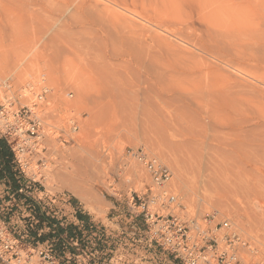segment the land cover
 I'll list each match as a JSON object with an SVG mask.
<instances>
[{"label": "rangeland", "instance_id": "obj_1", "mask_svg": "<svg viewBox=\"0 0 264 264\" xmlns=\"http://www.w3.org/2000/svg\"><path fill=\"white\" fill-rule=\"evenodd\" d=\"M78 1L0 0V103L9 99L16 110L49 89L37 102L48 166L35 182L22 174L17 191L32 200L0 180L8 228L33 245L51 244L61 264H172L137 214L152 184L126 151L142 146L170 168L166 189L179 204L150 210L230 218L253 249L246 261L264 264V0ZM123 20H133L138 37L121 35ZM68 167L86 174L89 200L50 178ZM34 209L64 230L76 225L74 235L36 226ZM77 210L89 215V229Z\"/></svg>", "mask_w": 264, "mask_h": 264}, {"label": "built area", "instance_id": "obj_2", "mask_svg": "<svg viewBox=\"0 0 264 264\" xmlns=\"http://www.w3.org/2000/svg\"><path fill=\"white\" fill-rule=\"evenodd\" d=\"M46 92L41 89L35 95L36 101L16 110L11 109L9 99L0 103V134L8 142L19 171L29 183L43 177L48 166L43 141L49 133L37 111V102L45 99ZM70 124L74 130L77 128L75 119ZM126 154L143 166L155 188L150 187L147 197L139 201L137 214H141L147 224L149 240L169 252L172 264H249L243 254L251 253L253 249L230 218L218 213L189 218L172 211L161 214L158 208L150 210V203L168 209L171 205L179 206L177 197L166 189L172 172L158 156L142 146L128 149ZM134 206L135 201L132 208ZM0 264L61 262L51 244L33 245L22 240L13 234L0 216Z\"/></svg>", "mask_w": 264, "mask_h": 264}, {"label": "bare ground", "instance_id": "obj_3", "mask_svg": "<svg viewBox=\"0 0 264 264\" xmlns=\"http://www.w3.org/2000/svg\"><path fill=\"white\" fill-rule=\"evenodd\" d=\"M91 1V0H90ZM93 1V0H92ZM91 1V2H92ZM96 1H98L99 2V0H96ZM96 1L94 0V2H92V3H88V0H79L76 4L77 5H79L81 8H84V6H85V4H86V6L88 7V6H90L91 8H96L97 6V3H96ZM116 1V0H115ZM114 1V2H115ZM102 2V1H101ZM117 2V1H116ZM133 2V1H132ZM131 2V3H132ZM87 3L89 4V5H87ZM100 3V2H99ZM98 3V4H99ZM106 3H108V2H106ZM122 3V2H121ZM133 5H134V7H136L135 6V4H134V2L132 3ZM106 5V4H105ZM104 5V6H105ZM85 6V7H86ZM133 7V8H134ZM128 8V7H127ZM105 9V8H104ZM109 9V8H108ZM128 9H130V8H128ZM90 10V9H89ZM134 10V9H133ZM96 11V10H95ZM100 11V10H99ZM130 11V10H129ZM136 11V10H135ZM90 12V11H89ZM106 12V11H105ZM105 12H103V13H105ZM138 12V11H137ZM142 12H143V9H142ZM88 13V12H87ZM93 13V12H92ZM147 13V12H146ZM100 14H101V11H100ZM122 14H124V13H122ZM149 15V14H148ZM98 16V15H97ZM126 16V15H125ZM136 16V15H135ZM150 16V15H149ZM133 17V16H132ZM157 17V16H156ZM159 18V17H158ZM95 19V18H94ZM96 19H98V17H96ZM120 19H122V18H120ZM124 19H126V18H124ZM131 20V19H130ZM134 20V19H133ZM132 20V21H133ZM155 20V19H154ZM100 21V20H99ZM132 21H129L130 23H128V21L126 20V22H125V20H123V22H125V24L123 23V25H121V26H119L120 24H118V26L119 27H121L120 29H122L123 30V33L121 34V35H123V37H125V34H127L128 33V35H126V37L127 36H129V33H130V36L129 37H131V35L132 36H134V34H138V28H137V30H136V28L135 27H137V26H135L134 25V22H133V24H132ZM135 21H137V20H135ZM147 21V20H146ZM143 22V21H142ZM165 22V21H164ZM120 23V22H119ZM121 23V24H122ZM136 23V22H135ZM138 23V25H139V22H137ZM117 24V23H116ZM150 24V23H149ZM160 24V23H159ZM166 24V23H165ZM140 25H141V23H140ZM143 25V24H142ZM158 25V24H157ZM169 25V24H168ZM168 25H167V27H168ZM171 25H174V24H171ZM153 26V25H152ZM159 27L161 26V25H158ZM176 26L177 25H175L174 26V28H176ZM115 27V26H114ZM142 27H144V26H142ZM141 27V28H142ZM149 27V26H148ZM173 27V26H172ZM179 27V26H178ZM186 27H188V26H186ZM140 28V29H141ZM145 28V27H144ZM164 28H165V25H164ZM169 28V27H168ZM183 28H184V26H183ZM183 28H182V31H183ZM189 28V27H188ZM116 29H117V27H116ZM139 29V30H140ZM166 29V28H165ZM164 29V30H165ZM173 29V28H172ZM179 29V28H178ZM181 29V28H180ZM118 30H119V28H118ZM144 30V29H143ZM147 30V29H146ZM145 30V31H146ZM171 30V29H170ZM169 30V31H170ZM173 30H175V29H173ZM177 31V30H176ZM180 31V30H179ZM179 31H177V32H175V33H178ZM181 31V32H182ZM184 31H186V30H184ZM125 32V33H124ZM127 32V33H126ZM142 32V31H141ZM147 32V31H146ZM188 32V31H187ZM152 33V32H151ZM151 33H150V35H151ZM172 33V32H171ZM180 33V32H179ZM119 34V35H120ZM141 34V33H140ZM181 34V33H180ZM187 34V33H186ZM120 35V37L122 38V36ZM154 35V34H153ZM159 35V34H158ZM182 35V34H181ZM189 35V34H188ZM192 35V34H191ZM148 36V35H147ZM187 36V35H186ZM136 37H138V35L136 36ZM151 37H152V35H151ZM160 37H161V35H160ZM154 38V37H153ZM163 38V37H162ZM188 38V37H187ZM190 38V37H189ZM124 39V38H123ZM123 39H121L122 41H123ZM137 39V38H136ZM156 39V38H155ZM185 38H184V36H183V40H184ZM191 39V38H190ZM154 40V39H153ZM195 40V39H194ZM139 41V40H138ZM142 42H143V40H141ZM157 41V40H156ZM156 41H155V44H156ZM136 42V41H135ZM183 43V42H182ZM185 43V42H184ZM193 43V42H192ZM198 43V42H197ZM197 43H195V44H197ZM138 44V43H137ZM155 44H153L154 45V47H155ZM135 45V44H134ZM157 45H158V43H157ZM183 45V44H182ZM185 45V44H184ZM202 45V44H201ZM181 46V45H180ZM198 46V45H197ZM168 47V46H167ZM176 47V46H175ZM200 47V46H199ZM202 47V46H201ZM210 47V46H209ZM214 47V46H213ZM155 48H157V47H155ZM165 48V47H164ZM169 48H171V47H169ZM179 48V47H178ZM181 48V47H180ZM187 48H189V47H187ZM138 49V48H137ZM175 49V48H174ZM173 49V50H174ZM183 50V49H182ZM162 51V50H161ZM167 51V50H166ZM164 52V51H163ZM175 52H176V50H175ZM127 53H129V51H124L123 52V54L122 55H125V54H127ZM168 53V52H167ZM178 53V52H177ZM181 53V52H180ZM190 53V52H189ZM218 53V52H217ZM238 53V52H237ZM191 54V53H190ZM234 54V53H233ZM175 55V54H174ZM221 55V54H220ZM179 56V55H178ZM117 57V56H116ZM121 57V56H120ZM120 57H118V58H120ZM219 57V56H218ZM122 58V57H121ZM120 58V59H121ZM123 59V58H122ZM215 59V58H214ZM220 61V60H219ZM217 63V62H216ZM229 64V63H228ZM239 64V63H238ZM232 65H234V64H232ZM242 67V66H241ZM220 68V67H219ZM221 69V68H220ZM219 69V70H220ZM238 70H240V69H238ZM245 70V69H244ZM221 71V70H220ZM241 71V70H240ZM221 73H223V72H221ZM220 74V73H219ZM223 75V74H222ZM263 76V75H262ZM220 77H221V75H220ZM227 77V76H226ZM222 79V78H221ZM227 79H229V78H227ZM262 79H264V78H262ZM261 79V80H262ZM260 80V81H261ZM222 81V80H221ZM224 84V83H223ZM226 85H227V83H225ZM229 84H232V83H229ZM229 86V85H228ZM42 89H46V90H49L48 88H46V87H43ZM41 91V90H40ZM251 91V90H250ZM254 92V91H253ZM252 92V93H253ZM39 93V92H38ZM258 93V92H257ZM260 93V92H259ZM255 95V94H254ZM257 96V95H256ZM258 97V96H257ZM260 99V98H259ZM262 100V99H261ZM68 121L69 122H71V120H76L78 123H79V121H78V118H77V116L71 111V114H70V116H68ZM64 164V163H63ZM62 165V164H61ZM72 165V163L70 164L69 163V166H71ZM66 166H68V164L66 163ZM76 166V165H75ZM79 166V165H78ZM68 168H71V167H68ZM78 168V167H77ZM76 167L74 168V167H72L71 168V170L70 171H64V172H62V173H56V174H54L53 175V173L51 174L52 175V177H50V178H53L52 180H55L56 179V181H60L61 182V184H62V186L61 187H64L65 189H68V190H70L72 193H74V194H76V195H78V196H80V197H82L83 199H86V200H89V198L92 196L91 195V190H90V185L91 184H89V185H87V178H86V174L84 173V175L80 172V170H79V168H82V166L81 167H79L78 169H77ZM91 168V167H90ZM83 171H86V169L87 168H84L83 167ZM93 169V168H92ZM53 170V169H52ZM88 170H89V168H88ZM90 172H92V171H90ZM96 172V171H95ZM100 172V171H99ZM99 172H98V174H99ZM89 173V172H88ZM97 173V172H96ZM90 174V173H89ZM88 174V175H89ZM93 174H94V172H93ZM101 174V173H100ZM50 175V174H49ZM50 175V176H51ZM87 175V176H88ZM54 176V177H53ZM90 176V175H89ZM94 176V175H93ZM91 177H92V175H91ZM96 177V176H95ZM94 177V178H95ZM90 178V177H89ZM93 178V177H92ZM99 178V177H98ZM91 179V178H90ZM89 179V180H90ZM98 180V179H97ZM240 182L241 181H237V182H235L234 184H232V185H228V187H233L234 185L235 186H239L240 185ZM57 183V182H56ZM58 184V183H57ZM106 185V184H105ZM92 186V185H91ZM246 188L247 189H249V190H252V187L246 182ZM88 203L90 204V206H91V208L93 209V206H94V204H93V200L91 201H88ZM95 207V206H94ZM101 210V209H100Z\"/></svg>", "mask_w": 264, "mask_h": 264}, {"label": "trees", "instance_id": "obj_4", "mask_svg": "<svg viewBox=\"0 0 264 264\" xmlns=\"http://www.w3.org/2000/svg\"><path fill=\"white\" fill-rule=\"evenodd\" d=\"M0 180H3L8 186L11 187L17 193L18 198H23L24 202H29L32 200L30 196H25L23 193H18L23 186L25 187V178L22 173L19 171L15 161L13 152L6 141V139L0 134ZM75 202L74 199H72ZM34 215L38 220V224L36 226H41L43 222H46L48 226H55L54 230L56 235L60 236L63 232H66V237H72L74 224H67L66 228L61 227L58 220L55 218H51L45 212H39V210L34 209ZM75 216L81 221L82 225L89 229L91 227V223H89V215L80 210L75 212ZM70 250H74V248H70Z\"/></svg>", "mask_w": 264, "mask_h": 264}]
</instances>
